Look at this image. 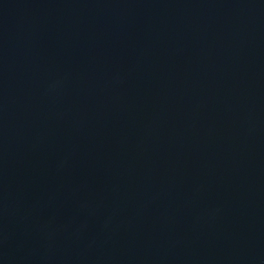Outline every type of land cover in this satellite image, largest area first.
<instances>
[{
    "label": "water",
    "instance_id": "obj_1",
    "mask_svg": "<svg viewBox=\"0 0 264 264\" xmlns=\"http://www.w3.org/2000/svg\"><path fill=\"white\" fill-rule=\"evenodd\" d=\"M0 264H264V0H0Z\"/></svg>",
    "mask_w": 264,
    "mask_h": 264
}]
</instances>
